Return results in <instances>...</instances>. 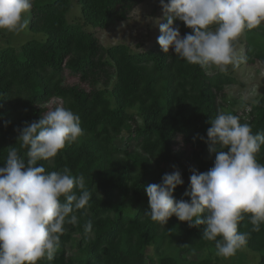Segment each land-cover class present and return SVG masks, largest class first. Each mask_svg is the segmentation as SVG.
<instances>
[{"label": "trees", "instance_id": "1", "mask_svg": "<svg viewBox=\"0 0 264 264\" xmlns=\"http://www.w3.org/2000/svg\"><path fill=\"white\" fill-rule=\"evenodd\" d=\"M146 1L32 0L27 26L6 35L7 45L20 46L0 51V167L7 149L18 144L17 129L39 121L56 99L80 117L82 129L55 158L38 161L46 172L67 167L74 177L82 176L90 192L88 204L66 218L53 258L38 264L225 261L213 255L215 241L202 239L204 225L191 228L175 215L167 224L145 216L150 205L144 188L160 184L165 173L180 172L183 183L173 198L190 202L185 193L192 169L204 173L214 167L215 154L205 143L209 122L219 111L237 115L225 103L224 90L235 82L230 74H209V68L188 63L174 50L165 54L158 41L146 50L142 45L134 50L125 42H100L93 30L126 22ZM174 26L182 38L192 34L180 20ZM245 37V64L264 68V27L245 28ZM238 117L254 135L264 134V89L250 112ZM26 151L19 149L27 164ZM256 160L264 165V145ZM80 191L78 186L73 189ZM71 215L77 217L75 224L68 223ZM89 221L92 228L86 232ZM238 231L248 233L240 249L259 254V264H264V223L253 231L245 215ZM205 251L212 256L198 259Z\"/></svg>", "mask_w": 264, "mask_h": 264}, {"label": "clouds", "instance_id": "2", "mask_svg": "<svg viewBox=\"0 0 264 264\" xmlns=\"http://www.w3.org/2000/svg\"><path fill=\"white\" fill-rule=\"evenodd\" d=\"M160 5L167 21L157 23L162 51L174 50L177 57L205 70L216 66L223 71L234 63V41L245 28L264 23V0H160ZM31 7L32 0H0V30L22 31ZM176 20L192 34L182 38ZM209 123L205 143L215 154L214 167L204 173L192 169L190 191L185 193L190 202L173 198L175 188L183 183L180 172L165 173L160 184L144 188L150 205L145 216L167 224L175 215L191 228L204 225L202 239L215 241L216 255L226 258L247 242L248 233L238 231L245 215L253 231L264 223V165L256 160L264 134L254 135L248 123L241 124L230 112L219 111ZM17 132L18 144L7 149L0 167V264H38L42 258H53L66 218L90 199L82 176L74 177L67 167L46 172L38 164L55 158L82 135L80 117L57 105ZM19 149L27 150V164ZM77 186L79 194L73 192ZM202 214H206L203 219ZM76 222L71 215L68 223ZM91 228L89 221L85 231Z\"/></svg>", "mask_w": 264, "mask_h": 264}, {"label": "rangeland", "instance_id": "3", "mask_svg": "<svg viewBox=\"0 0 264 264\" xmlns=\"http://www.w3.org/2000/svg\"><path fill=\"white\" fill-rule=\"evenodd\" d=\"M72 10L74 13L77 11V8L73 6ZM74 17L76 16L74 15ZM163 18L164 12L161 8L160 0H148L137 6L126 22L116 24L108 30L95 29L93 32L104 46L125 42L134 50H138V48H136L138 47L137 45H142L143 48H141V50H146L151 48L157 41V37L160 33L157 23H159V21L164 22ZM26 20L27 22L29 21L28 15H26ZM261 26L264 27V23H261ZM6 35L10 36L12 34L7 30H0V51L8 47L20 46H17V44L7 45ZM27 36H29V34ZM245 43L246 37L244 30L233 43L235 54L234 63L225 66L223 71L216 66H212L208 69L209 74L222 71L230 74L234 78V84L225 88L224 95L227 100V102L225 101L226 105H229L230 111H234L238 116L250 112L251 105L258 101L264 89V68L260 63L250 66L245 64ZM74 82H77V80H69V83ZM57 105L62 106V102L56 99L53 101L51 107ZM76 240H79V238H76ZM213 255L217 256L216 252H213ZM210 256H212L211 252L205 251L204 253L198 254L197 258L202 259ZM190 258L196 259L195 256H191ZM223 258L225 261L224 263L222 262V264H259L260 261L259 254L248 252L246 249H238L233 255Z\"/></svg>", "mask_w": 264, "mask_h": 264}]
</instances>
